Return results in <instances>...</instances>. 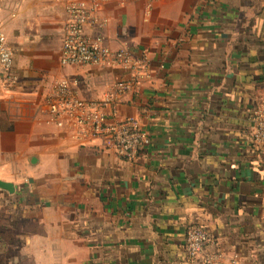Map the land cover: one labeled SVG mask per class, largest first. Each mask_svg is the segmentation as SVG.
<instances>
[{"label": "crops", "instance_id": "obj_1", "mask_svg": "<svg viewBox=\"0 0 264 264\" xmlns=\"http://www.w3.org/2000/svg\"><path fill=\"white\" fill-rule=\"evenodd\" d=\"M101 17L119 20L112 48L152 47L151 77L120 105L149 134L135 161L40 115L58 78L98 100L128 73L61 65L63 2L0 0L20 76L0 79V264H202L186 251L191 225L216 236L220 264H264V153L251 139L264 0L112 1Z\"/></svg>", "mask_w": 264, "mask_h": 264}, {"label": "built area", "instance_id": "obj_2", "mask_svg": "<svg viewBox=\"0 0 264 264\" xmlns=\"http://www.w3.org/2000/svg\"><path fill=\"white\" fill-rule=\"evenodd\" d=\"M64 3L65 20L61 65H93L120 68L128 77L114 83L102 99H85L77 89V81L62 77L47 92L40 114L59 128H73L84 143L101 140L104 147L123 159L138 160L149 134L137 116H120V105L127 97L137 95L151 76L152 47L140 54L127 48H112L107 43V30L118 18H102L103 7L112 1L128 0H59ZM135 1V0H133ZM16 54L0 30V79L2 75L12 86L20 76L14 71ZM141 112L148 114L149 109ZM251 139L264 153V100L252 116ZM216 236L205 226L191 225L186 231V251L202 264H220L222 255L215 251Z\"/></svg>", "mask_w": 264, "mask_h": 264}, {"label": "rangeland", "instance_id": "obj_3", "mask_svg": "<svg viewBox=\"0 0 264 264\" xmlns=\"http://www.w3.org/2000/svg\"><path fill=\"white\" fill-rule=\"evenodd\" d=\"M2 30H3V29H2ZM3 31L5 32V34H6V36H7V32H6L5 30H3ZM7 40H8V38H7ZM8 43L10 44L9 40H8ZM10 47H11V45H10ZM11 48H12V47H11ZM12 50H13V49H12ZM13 51H14V50H13ZM14 52H15V51H14ZM26 52H27L28 54H32V48L30 47L28 50H26ZM16 57H17V56H16ZM97 67H98V66H97ZM100 68H102V67H100ZM78 91H79V90H78ZM79 92H80V91H79ZM263 100H264V99H263ZM263 100H261V102H262ZM261 102H260V103H261ZM257 107H258V106H257ZM257 107H256V109H257ZM256 109H255V110H256ZM255 110H254V111H255ZM253 113H254V112H253ZM40 115H41V114H40ZM41 117L45 119V116H44V115H41ZM45 120H46V119H45ZM149 143H150V140H149V142H148L147 144H149ZM147 144H146V145H147ZM146 145H145V146H146ZM119 157H120V156H119ZM207 229H208V228H207Z\"/></svg>", "mask_w": 264, "mask_h": 264}, {"label": "water", "instance_id": "obj_4", "mask_svg": "<svg viewBox=\"0 0 264 264\" xmlns=\"http://www.w3.org/2000/svg\"><path fill=\"white\" fill-rule=\"evenodd\" d=\"M9 186L10 185L8 183L0 181V187H2V188H10Z\"/></svg>", "mask_w": 264, "mask_h": 264}]
</instances>
